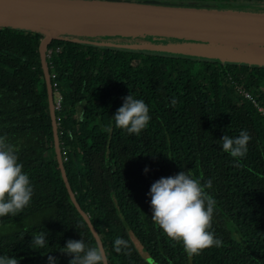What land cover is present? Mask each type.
Here are the masks:
<instances>
[{
  "label": "trees",
  "instance_id": "1",
  "mask_svg": "<svg viewBox=\"0 0 264 264\" xmlns=\"http://www.w3.org/2000/svg\"><path fill=\"white\" fill-rule=\"evenodd\" d=\"M182 3L246 6L243 0ZM42 37L0 26V136L18 148L34 189L18 215L0 217V256L48 264L51 255L69 264L72 257L59 251L66 242L83 238L94 245L95 238L55 157L38 52ZM48 48L53 92L61 95L56 117L63 165L108 264H264V66L67 39ZM130 93L149 107L151 119L139 135L117 128L112 117ZM243 130L252 139L245 157L234 158L220 139ZM180 171L202 184L212 181L206 189L216 200L211 230L222 246L189 255L153 222L151 185ZM40 232L48 234V245L33 250ZM119 237L128 246L116 253Z\"/></svg>",
  "mask_w": 264,
  "mask_h": 264
},
{
  "label": "water",
  "instance_id": "2",
  "mask_svg": "<svg viewBox=\"0 0 264 264\" xmlns=\"http://www.w3.org/2000/svg\"><path fill=\"white\" fill-rule=\"evenodd\" d=\"M63 23L64 29L49 27ZM0 26L43 35L38 52L48 97L53 149L70 199L103 250L63 165L47 61L56 39L264 66V7L199 6L132 0H0ZM106 254V253H105ZM107 258V257H106ZM108 264V261H107Z\"/></svg>",
  "mask_w": 264,
  "mask_h": 264
},
{
  "label": "clouds",
  "instance_id": "3",
  "mask_svg": "<svg viewBox=\"0 0 264 264\" xmlns=\"http://www.w3.org/2000/svg\"><path fill=\"white\" fill-rule=\"evenodd\" d=\"M175 101H173L174 103ZM117 128L129 134L139 135L151 119L149 107L142 99H136L130 93L112 116ZM251 135L243 130L237 137L224 135L222 150L234 158L245 157ZM18 148L8 142L6 135L0 136V217L9 214L16 216L29 205L33 196V186L29 175L23 171L18 161ZM238 163V161H237ZM149 169L145 168V173ZM212 187V181L201 183L189 173L180 171L175 176L161 177L151 185L152 220L171 239L180 242L189 255L222 246L212 229V220L216 200L206 189ZM47 233L33 236V250L48 245ZM122 237L114 241V251L120 253L127 248ZM72 257L69 264H107L105 251L99 243L89 245L85 240L69 239L59 250ZM0 264H20L14 256H0ZM48 264H57L54 256H48Z\"/></svg>",
  "mask_w": 264,
  "mask_h": 264
},
{
  "label": "rangeland",
  "instance_id": "4",
  "mask_svg": "<svg viewBox=\"0 0 264 264\" xmlns=\"http://www.w3.org/2000/svg\"><path fill=\"white\" fill-rule=\"evenodd\" d=\"M132 1L149 2V3H175V4H185V3H182V0H132ZM243 1L245 3H247V4L248 3L249 4H251V3H264V0H243ZM176 2H179V3H176ZM53 97H54V103L56 105V109L55 110H57V109L60 108L58 104H59V101L61 99V95H60L59 91H55L54 90ZM58 135H59V132H58ZM50 153H52V150H50L49 154ZM47 154H48V152H47ZM135 242H136L137 247H139L138 242L137 241H135Z\"/></svg>",
  "mask_w": 264,
  "mask_h": 264
},
{
  "label": "built area",
  "instance_id": "5",
  "mask_svg": "<svg viewBox=\"0 0 264 264\" xmlns=\"http://www.w3.org/2000/svg\"><path fill=\"white\" fill-rule=\"evenodd\" d=\"M50 53H51V49L48 48V49H47V56H49ZM50 75H51V77H54V76H55L54 73H50ZM52 86H53L54 89H56V87H57L56 82H53V83H52ZM238 92L241 93V94H243V96H245V97H247V98H249V99H252V97H251V95H250V92H248V91L242 89L241 87H239V91H238ZM252 100L254 101V99H252ZM254 103H255V105H257V102H254ZM59 104H60V101H59ZM59 104H58V105H59ZM59 106H60V105H59ZM257 107H258L259 110L262 111V107H260V106H257ZM57 120H58V117H57Z\"/></svg>",
  "mask_w": 264,
  "mask_h": 264
},
{
  "label": "bare ground",
  "instance_id": "6",
  "mask_svg": "<svg viewBox=\"0 0 264 264\" xmlns=\"http://www.w3.org/2000/svg\"><path fill=\"white\" fill-rule=\"evenodd\" d=\"M49 27L56 29L57 31V30L64 29V24L63 23H51L49 24Z\"/></svg>",
  "mask_w": 264,
  "mask_h": 264
},
{
  "label": "flooded vegetation",
  "instance_id": "7",
  "mask_svg": "<svg viewBox=\"0 0 264 264\" xmlns=\"http://www.w3.org/2000/svg\"><path fill=\"white\" fill-rule=\"evenodd\" d=\"M244 5H246V6L250 5V7H264V3H251V4L245 3Z\"/></svg>",
  "mask_w": 264,
  "mask_h": 264
}]
</instances>
